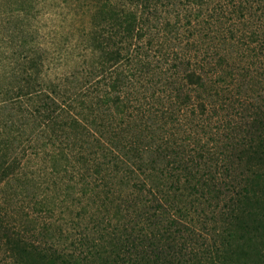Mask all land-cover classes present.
I'll list each match as a JSON object with an SVG mask.
<instances>
[{
	"label": "trees",
	"instance_id": "1",
	"mask_svg": "<svg viewBox=\"0 0 264 264\" xmlns=\"http://www.w3.org/2000/svg\"><path fill=\"white\" fill-rule=\"evenodd\" d=\"M260 167L264 0H0V264L196 263Z\"/></svg>",
	"mask_w": 264,
	"mask_h": 264
},
{
	"label": "rangeland",
	"instance_id": "2",
	"mask_svg": "<svg viewBox=\"0 0 264 264\" xmlns=\"http://www.w3.org/2000/svg\"><path fill=\"white\" fill-rule=\"evenodd\" d=\"M56 20H58L56 15L45 14L44 21L48 24L44 26V30L47 34L55 35L53 24ZM247 185L255 186L257 194L248 193V202L246 204L243 202L236 207L232 213H229V217L225 218L221 215L220 220L213 221L208 228L196 223L188 224L189 227L186 228L190 230L195 228V233L202 243L197 252L196 263L190 261L189 264H264V167L257 168L250 173ZM69 234L71 237L67 241L63 239V242L69 246L70 250L81 255L86 264L129 263L147 249V247H139L138 250H134L129 246L128 250L127 248H119L117 251L109 249L99 253L96 248L90 247L88 250L86 246L79 244L80 233L78 229H72L71 225ZM185 234L187 235V232ZM95 236L97 237V234ZM209 246H211L210 250L207 251ZM82 250L84 253H81ZM193 257L192 254H187L186 260ZM150 264L154 263L150 262Z\"/></svg>",
	"mask_w": 264,
	"mask_h": 264
}]
</instances>
